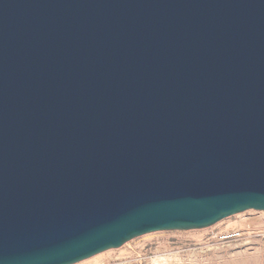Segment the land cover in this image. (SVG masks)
<instances>
[{"label": "water", "instance_id": "95a60500", "mask_svg": "<svg viewBox=\"0 0 264 264\" xmlns=\"http://www.w3.org/2000/svg\"><path fill=\"white\" fill-rule=\"evenodd\" d=\"M264 212V0H0V264H78Z\"/></svg>", "mask_w": 264, "mask_h": 264}, {"label": "rangeland", "instance_id": "374dc122", "mask_svg": "<svg viewBox=\"0 0 264 264\" xmlns=\"http://www.w3.org/2000/svg\"><path fill=\"white\" fill-rule=\"evenodd\" d=\"M140 254V264H264V212L238 214L202 230L148 234L78 264H138Z\"/></svg>", "mask_w": 264, "mask_h": 264}, {"label": "bare ground", "instance_id": "6f19581e", "mask_svg": "<svg viewBox=\"0 0 264 264\" xmlns=\"http://www.w3.org/2000/svg\"><path fill=\"white\" fill-rule=\"evenodd\" d=\"M146 245V244H145ZM165 245V244H164ZM160 246V245H159ZM168 246V245H167ZM138 247V246H137ZM162 248H163V246H162ZM169 248V247H168ZM170 249V248H169ZM141 250V249H140ZM159 251H160V247H159ZM166 251V250H165ZM147 252V251H146ZM139 254V253H138ZM156 254V253H155ZM122 255H124V256H132L133 255V253H124V254H122ZM137 255V254H136ZM134 256V255H133ZM123 257V256H122ZM138 257V260H139V262H138V264H140V260H141V254H140V256H137ZM132 258V257H131ZM129 260L128 261H130L131 259L130 258H128ZM158 259V258H157ZM155 260V259H154ZM185 260V259H184ZM143 261V260H142ZM123 262V261H122ZM126 262V261H125ZM156 262V261H155ZM133 263H135V262H133ZM133 263H124V264H133ZM179 263V262H178ZM192 263V262H191ZM121 264V263H120ZM156 264V263H155ZM174 264V263H173Z\"/></svg>", "mask_w": 264, "mask_h": 264}]
</instances>
